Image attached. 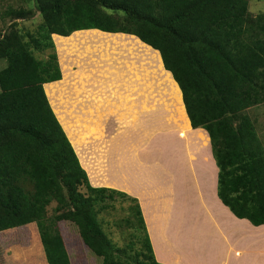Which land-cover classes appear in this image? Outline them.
<instances>
[{"label": "trees", "instance_id": "16d2710c", "mask_svg": "<svg viewBox=\"0 0 264 264\" xmlns=\"http://www.w3.org/2000/svg\"><path fill=\"white\" fill-rule=\"evenodd\" d=\"M2 14L11 20L0 26V232L8 244L40 247L28 264H72L60 222L76 226L100 264H164L138 200L90 183L49 104L43 85L61 78L52 34H131L159 52L191 127L208 134L218 199L235 217L264 224V138L247 113L264 106V11L251 12L249 0H20ZM122 201L130 203L120 220ZM105 215L129 225L122 246Z\"/></svg>", "mask_w": 264, "mask_h": 264}, {"label": "crops", "instance_id": "0c3cea01", "mask_svg": "<svg viewBox=\"0 0 264 264\" xmlns=\"http://www.w3.org/2000/svg\"><path fill=\"white\" fill-rule=\"evenodd\" d=\"M93 30H76L69 35L92 32L86 33L89 39L76 51L93 52L101 44L100 40H105L108 49L128 63L129 77H125L124 68L119 73V67L113 74L107 73L108 76L95 71L97 76L92 77L71 59L76 51L67 48L60 51L62 63L57 49L61 78L43 85L57 117L46 85L61 84L62 108L61 120H58L90 183L115 188L138 199L154 258L160 263L264 264V224L256 226L247 219L235 217L218 199L217 166L208 134L204 129L191 127L181 91L171 73L168 72L171 79L166 80L160 69L162 76L150 79L149 62L156 70L165 69L159 52L141 44L134 35ZM56 35L52 34L55 41ZM165 134H169L166 143ZM169 147L175 150L172 155L166 153ZM159 153L167 163L177 164L181 180L191 178L188 170L201 174L188 189L194 197L192 209L196 208L195 212H202L208 219L205 216L193 219V231L182 225L185 221L179 218V208L177 211L172 207L176 222H163L165 217L173 215L172 191L169 192V178L173 177L170 167V170L165 164L160 167L152 160ZM160 179L164 180L163 187ZM138 182L142 184L138 186ZM197 185L203 187V197L195 193ZM163 188L169 193L164 195ZM165 201L170 208L164 209Z\"/></svg>", "mask_w": 264, "mask_h": 264}, {"label": "rangeland", "instance_id": "374dc122", "mask_svg": "<svg viewBox=\"0 0 264 264\" xmlns=\"http://www.w3.org/2000/svg\"><path fill=\"white\" fill-rule=\"evenodd\" d=\"M19 1L20 0H0V14H1L2 10L5 8L6 4H12L13 6H17L19 4ZM249 9L254 14L261 12V11H264V0H249ZM0 16H2L0 18V26H2V25H4L3 24V17L4 16H3V14ZM4 20L9 22L11 19L9 16H5ZM25 25H27V27L34 26V25H32V23L30 21L25 22ZM82 30H85V29H82ZM93 31H97L99 33H104V32H101L99 30H96V29ZM86 33H92V32H88V31L78 32V33L74 34L73 37L68 36V37H70L69 40H66V39H68V37H64V36L60 37V36L56 35L58 38L56 39V41L53 40V42L55 41L54 42L55 51L57 54V49H58V54L60 56V62L61 63L63 62L62 61L63 56L60 55V51L64 52L67 48H71L70 49V50H72L71 52L76 51V48H78L81 43H84L89 39V37ZM101 38H103V37H101ZM103 41H105V40H102V39L100 40L101 44L93 52H86V51L79 52L80 51L79 50V51H76L75 56L72 57L71 59H73V61L77 62V66H80L81 68H83L85 70H88L89 75L92 77L97 76L94 73L95 71H100V72L104 73L105 76H108L107 73L113 74L116 71L117 67H119V73L122 72L123 68H124L125 77L128 78L129 77L128 69L130 68L128 66V63H126V62L124 63L123 58L121 56H116L110 49H108V47L105 45V42H103ZM55 43H56V45H55ZM153 51H155V50H153ZM123 65H125V66H123ZM151 66H152V64H151V62H149L150 79H156L157 77H161L162 73H160V69L162 72L164 71V74L166 76V80L171 79L170 74L166 70H164L163 68L158 67L156 70L155 67H151ZM175 87L177 88V86H175ZM46 92H47L48 96H50V99H51L53 105L55 106V110H56V113L58 115L59 120H61L60 107L62 108V104H61L62 87H61L60 82H54L52 84L46 85ZM172 94L174 95V92H172ZM175 94H176V92H175ZM247 113L250 115V117L254 121L256 120L255 125L257 127L258 134H259V136L264 138V106L259 105L256 107L249 108V109H247ZM70 130H71L70 134L73 135L72 129H70ZM168 135L169 134H165V136H164L165 137L164 138L165 143L168 141V139L166 138ZM262 142L264 143V139H262ZM167 145H171V144H167ZM157 148H159V147H157ZM174 151L175 150L171 149V147L166 149V153L169 155H172L174 153ZM162 153H159V155H157V158L154 157V159H152V160H156V162H158L160 164V167L162 164H165L166 167H168V169L170 167L171 168V174L173 177V179L169 178L170 179V185H169L170 190H169V192L172 191L171 199H170V202L172 201L171 202L172 206H170L171 207L170 210H171L173 215H171L169 217H165L164 218L165 220L164 221L162 220V221L166 224L167 223L173 224L174 222H176L177 220H174V219H177V217L174 215V213L172 211V207L174 209H176L177 211L179 208L180 209V211L178 212L180 214L179 218L182 221H185V222H182L183 224L182 223H180V224H182L183 226H188L190 228V230L193 231V229L191 228V226L193 225V219L196 218L198 220V219H201L203 216H205L204 219H208V217L205 214H203L202 212H195V211H198L196 208L193 207V209H192V200L194 197L193 198L191 197L193 193L191 192L190 188L188 189V186L195 183L193 179H198V176L201 174L199 171H196L194 169L192 171H190L187 168L191 178L189 180H187V179L181 180L180 179L181 176L178 173L177 164L174 166V163H172V164H170L169 162L167 163L166 160L163 158ZM106 171H108V169ZM164 178L168 179V177H164ZM190 181H191V183H190ZM160 182H161L160 184H162V187H163L162 182H164V180L160 179ZM196 183H199V182H196ZM141 184H142L141 182L137 183L138 186H140ZM161 191L164 195L169 193L164 188ZM195 193L198 195L201 194V197H203L204 196L203 187L201 185L200 186L197 185V187L195 188ZM166 201L163 202L164 209L170 208L167 206ZM180 202L182 205L180 204ZM129 203L130 202H128V201H122L121 203H118L116 205L117 208H120V206L123 208L117 212V217L120 218V220H122V217L125 216L124 206L128 205ZM184 204H186V206H184ZM54 205H55V203L52 202L49 206H47L48 213L52 212ZM214 211H217V210L214 209ZM114 216L105 215V217H107L109 220V223L105 224L106 225L105 230L108 232L110 238L113 240V242H115L116 245L122 246L123 242L126 240L125 235L127 233L129 225H127L125 223V225L122 224V226H121L122 228H118V226L114 224L115 223L114 219H113ZM159 219H162V218L159 217ZM214 221H216V220L214 219ZM59 224H60V229H61V233L63 235V238L66 240L67 245H70V249H68L69 250L68 252H69V258H70L72 264H100L101 259L99 257L95 256L84 244L78 243V242H80L79 233H78L75 225H73L70 222H60ZM4 232L5 231L0 232V264H28L29 260L32 261L33 257H39L40 256V254H41L40 247L39 246L31 247V245H29V244H32L33 241L30 243L25 238L24 239L20 238L19 240L16 241L15 244L11 245V244H8L5 241V239L3 238ZM35 237H37V232H36Z\"/></svg>", "mask_w": 264, "mask_h": 264}, {"label": "clouds", "instance_id": "9594fccd", "mask_svg": "<svg viewBox=\"0 0 264 264\" xmlns=\"http://www.w3.org/2000/svg\"><path fill=\"white\" fill-rule=\"evenodd\" d=\"M44 87V86H43Z\"/></svg>", "mask_w": 264, "mask_h": 264}]
</instances>
